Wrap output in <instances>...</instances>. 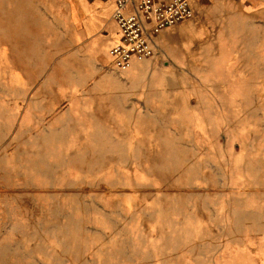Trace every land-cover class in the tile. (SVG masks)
Masks as SVG:
<instances>
[{
    "label": "rangeland",
    "instance_id": "rangeland-1",
    "mask_svg": "<svg viewBox=\"0 0 264 264\" xmlns=\"http://www.w3.org/2000/svg\"><path fill=\"white\" fill-rule=\"evenodd\" d=\"M190 2V106L114 118L0 0V264H264V0Z\"/></svg>",
    "mask_w": 264,
    "mask_h": 264
},
{
    "label": "crops",
    "instance_id": "crops-1",
    "mask_svg": "<svg viewBox=\"0 0 264 264\" xmlns=\"http://www.w3.org/2000/svg\"><path fill=\"white\" fill-rule=\"evenodd\" d=\"M37 1L39 36L55 54V68L72 78L69 84L42 82L45 90L40 100L55 109L61 105L89 111L104 108L105 114L114 118L159 116L174 107L190 106L191 84L186 75L195 38L190 23L181 22L157 34L147 30L153 54L120 62L112 53L121 45L113 19L115 0ZM176 91H180L178 95ZM25 117L32 116L25 112Z\"/></svg>",
    "mask_w": 264,
    "mask_h": 264
},
{
    "label": "built area",
    "instance_id": "built-area-1",
    "mask_svg": "<svg viewBox=\"0 0 264 264\" xmlns=\"http://www.w3.org/2000/svg\"><path fill=\"white\" fill-rule=\"evenodd\" d=\"M113 19L118 24L121 45L112 53L120 62L133 56H151L153 46L147 30L153 34L177 25L193 16L189 0H115Z\"/></svg>",
    "mask_w": 264,
    "mask_h": 264
}]
</instances>
